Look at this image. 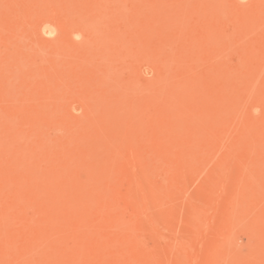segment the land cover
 Returning a JSON list of instances; mask_svg holds the SVG:
<instances>
[{"label":"rangeland","instance_id":"374dc122","mask_svg":"<svg viewBox=\"0 0 264 264\" xmlns=\"http://www.w3.org/2000/svg\"><path fill=\"white\" fill-rule=\"evenodd\" d=\"M0 264H264V0H0Z\"/></svg>","mask_w":264,"mask_h":264}]
</instances>
